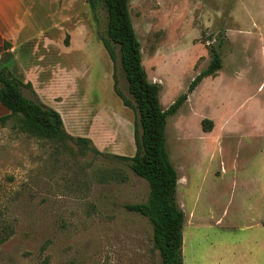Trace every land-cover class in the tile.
Masks as SVG:
<instances>
[{
  "label": "rangeland",
  "instance_id": "374dc122",
  "mask_svg": "<svg viewBox=\"0 0 264 264\" xmlns=\"http://www.w3.org/2000/svg\"><path fill=\"white\" fill-rule=\"evenodd\" d=\"M75 1L66 23L27 24L48 34L0 36V64L33 83L24 94L91 139L83 154L75 140L62 145L20 131L15 117L0 120V264H162L152 222L125 207L148 199L149 182L110 156L135 154L138 116L114 90L116 72L133 100L119 54L114 64L103 44L107 10ZM130 10L165 109L207 67L211 44L223 57L168 117L185 264H264V197L247 186L264 162V0H130ZM9 112L0 102V117ZM112 169L117 179L103 180Z\"/></svg>",
  "mask_w": 264,
  "mask_h": 264
},
{
  "label": "trees",
  "instance_id": "16d2710c",
  "mask_svg": "<svg viewBox=\"0 0 264 264\" xmlns=\"http://www.w3.org/2000/svg\"><path fill=\"white\" fill-rule=\"evenodd\" d=\"M88 1L94 11L101 2L107 10V29L103 44L114 64L119 54L133 100L126 97L120 89L116 72L113 74L114 90L124 105L131 107L138 116L135 122V154L110 156L127 161L137 175L149 182L150 193L145 202L126 204L125 207L147 216L152 222L154 247L160 254L162 264H185L183 243L186 214L178 202L179 175L167 146L168 117L178 112L204 78L215 76L222 69L223 57L219 48L211 44V60L207 67L195 76L187 91L165 109L161 102L162 86L149 79L143 64L141 42L134 28L130 0ZM23 88L33 89L32 82H24L7 67L0 68V102L10 111L1 116L0 120L5 122L15 117V127L20 131L51 139L62 145L75 140L81 153H86L91 147V139L72 136L57 109L27 97ZM213 124L212 119L204 118L202 129L210 132ZM92 149L96 154H102L96 147L93 146ZM116 177L114 169L101 175L105 181L110 178L115 180Z\"/></svg>",
  "mask_w": 264,
  "mask_h": 264
},
{
  "label": "crops",
  "instance_id": "0c3cea01",
  "mask_svg": "<svg viewBox=\"0 0 264 264\" xmlns=\"http://www.w3.org/2000/svg\"><path fill=\"white\" fill-rule=\"evenodd\" d=\"M37 1L38 0H0V36L3 34H24L26 38H28V34H33V37L35 34H48L50 26L43 28L36 25L30 26L27 24H42L44 22H48L56 25L59 23H66L72 17H74L76 12L75 0H63V4H60L59 0H44V2H47L43 4L44 7H42L40 11L36 10L31 16L29 15L31 13V9L28 8L36 5ZM36 12H38V15ZM40 15L47 16V20L44 21L43 19L42 21V19L39 18ZM6 37L11 38L10 36ZM1 45L2 39L0 38V50ZM9 51L12 52L14 50ZM9 61V66H11V57ZM3 64H5V62L0 64V68L6 67L7 64L4 66ZM247 186L253 188L254 191H257L258 189L261 190L262 196L264 197V162L259 174L252 177V179H250V183H248Z\"/></svg>",
  "mask_w": 264,
  "mask_h": 264
}]
</instances>
